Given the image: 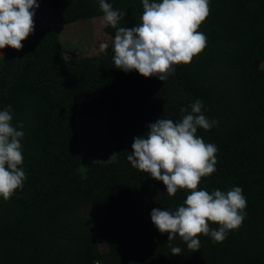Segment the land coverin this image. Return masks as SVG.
Returning <instances> with one entry per match:
<instances>
[{
    "label": "trees",
    "instance_id": "trees-1",
    "mask_svg": "<svg viewBox=\"0 0 264 264\" xmlns=\"http://www.w3.org/2000/svg\"><path fill=\"white\" fill-rule=\"evenodd\" d=\"M60 24L103 16L99 0H37ZM124 13L118 27L141 23L142 0H106ZM160 2V0H156ZM198 31L207 46L191 63L175 66L165 81L124 72L113 62L116 29L104 27L105 52L66 59L58 32L35 27L23 49L0 50V111L11 105L26 174L23 189L0 197V264H264V0H210ZM196 100L211 130L197 136L217 146L216 171L199 189H243L241 227L222 243L200 235L192 252L177 235L172 245L151 221L154 208L175 211L190 192L166 193L162 181L127 160L134 138L159 118L181 122V108ZM105 114L116 147L111 162H92L80 172L77 120ZM23 124V128L19 127ZM86 208L105 232L102 253ZM210 228L219 225L209 222Z\"/></svg>",
    "mask_w": 264,
    "mask_h": 264
},
{
    "label": "clouds",
    "instance_id": "clouds-1",
    "mask_svg": "<svg viewBox=\"0 0 264 264\" xmlns=\"http://www.w3.org/2000/svg\"><path fill=\"white\" fill-rule=\"evenodd\" d=\"M141 23L134 27H118L124 13L114 10L106 0H99L105 27L116 29L112 41L113 62L124 72L136 71L145 78L165 81L175 66L189 64L207 46V37L198 31L211 13L210 0H142ZM37 0H0V50L23 49L35 30ZM101 43V52L108 49ZM203 103L196 100L188 109L181 108V122L159 118L149 125V131L134 138L127 160L133 168L162 181L166 193L174 196L187 190L183 205L175 211L154 208L151 221L161 234L168 233L172 255L181 249L172 245L177 235L192 252L200 251L199 236H210L222 243L230 231L242 226L247 200L243 189L233 187L227 192L209 193L199 189L202 178L211 176L217 164L218 148L198 137L197 129L211 130L218 121L206 118ZM11 105L0 111V197L11 199L17 189H23L26 174L21 140L25 133L12 124ZM19 127L22 129L23 124ZM209 222L219 225L210 228Z\"/></svg>",
    "mask_w": 264,
    "mask_h": 264
},
{
    "label": "rangeland",
    "instance_id": "rangeland-1",
    "mask_svg": "<svg viewBox=\"0 0 264 264\" xmlns=\"http://www.w3.org/2000/svg\"><path fill=\"white\" fill-rule=\"evenodd\" d=\"M37 3L39 8L35 9V27H50L58 32L66 50V59L94 56L100 52L101 43L111 42L110 36L104 32L103 16L63 25L51 14L45 3ZM260 66L264 70V61ZM107 129L105 114L78 118L77 133L81 147L80 172H85L92 162H111L115 159L116 147L110 140ZM83 214L89 218L90 225L95 231L99 250L106 253L107 237L105 232L94 223L95 210L86 208ZM96 264L112 263L108 258H103Z\"/></svg>",
    "mask_w": 264,
    "mask_h": 264
}]
</instances>
